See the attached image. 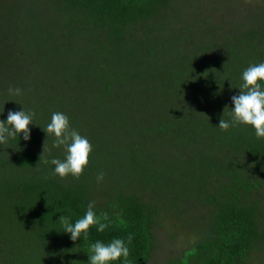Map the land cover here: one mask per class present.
<instances>
[{
	"label": "trees",
	"instance_id": "trees-1",
	"mask_svg": "<svg viewBox=\"0 0 264 264\" xmlns=\"http://www.w3.org/2000/svg\"><path fill=\"white\" fill-rule=\"evenodd\" d=\"M46 1L63 32L43 27L39 38L56 50L71 42V79L26 84L32 73L21 66L27 57L14 30L0 45V111L35 112L31 139H10L0 155V264H88L90 242L128 233L132 264H149L156 227L185 220L182 208L194 217L195 239L162 264H251L252 253L264 257V138L244 124L218 127L229 119L241 72L264 61V12L249 30L221 20L228 32L222 35L212 14L217 7L204 0ZM23 4L0 0V28L15 29ZM36 30L35 21L31 38ZM9 87L22 94L2 101ZM55 111L91 141L78 178L54 176V166L42 163L63 159L42 131ZM89 200L98 214L108 213L109 227L92 226L87 239L73 241L58 217L74 222Z\"/></svg>",
	"mask_w": 264,
	"mask_h": 264
},
{
	"label": "clouds",
	"instance_id": "clouds-1",
	"mask_svg": "<svg viewBox=\"0 0 264 264\" xmlns=\"http://www.w3.org/2000/svg\"><path fill=\"white\" fill-rule=\"evenodd\" d=\"M240 84L237 94L231 96L232 106L229 109V119L221 118L218 127L227 131L236 124L251 126L257 138H264V61L249 64L240 74ZM9 93L21 95L19 87H9ZM225 107V108H226ZM3 113V111H0ZM224 115V112H223ZM222 115V117H223ZM34 110L26 111L23 107L19 110L9 109L5 119H0V144H7L10 139L22 134L24 141L31 139L29 125L33 123ZM46 137L51 136V148H59L63 152V159L53 156L50 160L45 158L42 163L51 164V174L58 177L71 175L78 178L88 164L92 144L87 136L73 128L70 118L65 112L55 111L51 114L49 122L42 129ZM51 148L49 151H51ZM105 173L99 171L96 176L97 183L104 179ZM96 202L89 200L83 216L74 222L70 215L62 214L58 217L63 231L70 234V239H87L89 229L96 227L97 232H104L109 227L110 218L107 212L97 213ZM134 233L127 237H114L108 242L97 239L88 245V264H132L129 259Z\"/></svg>",
	"mask_w": 264,
	"mask_h": 264
},
{
	"label": "rangeland",
	"instance_id": "rangeland-1",
	"mask_svg": "<svg viewBox=\"0 0 264 264\" xmlns=\"http://www.w3.org/2000/svg\"><path fill=\"white\" fill-rule=\"evenodd\" d=\"M196 3H199V1L196 0ZM203 3L210 9L214 6L217 7L216 11L214 10L212 14L215 17L218 32L222 35H228V32H226V25L221 23V20L227 23V25L228 23L230 25L239 23L242 25L241 29L249 30L257 26L259 17L260 15L262 17L264 12V0H220L218 6L216 4L212 5L211 1L207 0H204ZM49 7L47 1L44 2V0H24V4L15 11L16 20L13 17V23L16 25L15 29L9 32L6 28H0V45L5 41L11 42L13 30L15 33L13 35L18 37L16 40H19L18 44L20 51L27 57L26 62L28 63L21 64V66L25 70L29 69V72L32 73L24 76L23 79L26 84H39V82L47 83L50 81L56 82L64 78L70 81L71 79V76L66 71L69 70V65L72 63L71 57L65 58L67 55L65 52L72 46L71 42L69 40L61 42L60 48L62 52H59L60 48L56 50L53 44L46 43L45 40L39 38L40 34H44L43 27H47V30L49 28V32L52 34L54 33L56 36L59 34L61 35L63 32L61 29L62 19L58 18L56 12L49 11ZM49 13L51 16L48 15ZM31 17L35 19L30 22ZM246 20H248V23H246ZM35 21L38 24L39 30H36L37 37L31 38L29 35H32L35 31L31 33L29 30ZM220 23L223 24L224 27H221ZM18 27L21 30L18 29ZM9 44L8 49L10 48ZM220 44L221 41H219V45ZM1 49L3 48L0 46V57L3 56ZM10 99L11 93L8 92V95H6L2 101L8 102ZM3 103L5 104V102ZM1 107L2 105H0V109ZM6 113L5 108L3 113H0L1 119L6 118ZM168 128L170 129V126H168ZM177 136L180 137V135ZM6 152L5 144H0V155ZM183 210L184 208L180 210V217L185 220L174 219L171 221L172 219H165L156 227V245L149 264H162L178 256L181 251L195 239V234L193 232L194 217H190V213H186ZM250 263L264 264V257L254 252L250 258Z\"/></svg>",
	"mask_w": 264,
	"mask_h": 264
}]
</instances>
